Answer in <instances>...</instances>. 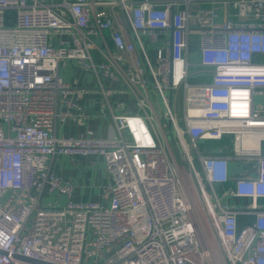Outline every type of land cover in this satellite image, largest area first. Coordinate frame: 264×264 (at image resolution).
<instances>
[{
    "label": "built area",
    "instance_id": "1",
    "mask_svg": "<svg viewBox=\"0 0 264 264\" xmlns=\"http://www.w3.org/2000/svg\"><path fill=\"white\" fill-rule=\"evenodd\" d=\"M66 59L95 77L115 136H59L98 115L60 76ZM60 156L103 157L108 204L74 201ZM48 194L66 202L44 206ZM241 216L253 221L240 227ZM16 255L264 264V0H0V264H36Z\"/></svg>",
    "mask_w": 264,
    "mask_h": 264
},
{
    "label": "crops",
    "instance_id": "2",
    "mask_svg": "<svg viewBox=\"0 0 264 264\" xmlns=\"http://www.w3.org/2000/svg\"><path fill=\"white\" fill-rule=\"evenodd\" d=\"M219 12L222 16L224 11L219 9ZM74 62V60H64L65 73H61L59 65V74L66 82L76 84L88 90L81 99V103L88 111L98 113V115H93L87 122L83 123L75 121L74 119L67 120L60 126L58 130L59 136H85L88 130L94 131L97 136H114L116 134L115 127L109 117L108 108L102 106L103 96L101 92L96 89L97 82L95 77L90 73L81 72ZM117 99L128 103L127 98L124 96ZM101 109L104 110L103 114H99ZM222 143L223 142H218L216 144ZM226 152L228 153L229 151ZM230 170L233 174L242 172L244 166L240 162H231ZM54 171L57 176L64 180H69L75 185L73 200L76 202L86 200L98 202L96 200H100L102 194H104V186L112 180L111 174L106 169L104 158L101 156H60L55 162ZM63 198L66 201V198ZM103 200H105L104 196L102 201ZM231 202L238 206L248 203L249 200L238 199L231 200ZM252 221L253 217L241 216L239 218V226L242 227Z\"/></svg>",
    "mask_w": 264,
    "mask_h": 264
},
{
    "label": "rangeland",
    "instance_id": "3",
    "mask_svg": "<svg viewBox=\"0 0 264 264\" xmlns=\"http://www.w3.org/2000/svg\"><path fill=\"white\" fill-rule=\"evenodd\" d=\"M66 63H67V61H66ZM197 69L198 68H196V67H192L191 68L192 71H195ZM60 70H61L62 74L65 73L64 61H62L61 64H60ZM153 101H154V104L157 106L158 113L160 115V119H161V122H162V124L164 126V130H165L166 136H167V138L169 140V143H170V146L172 148L173 154L176 157V160L180 164H183V162H182V160L180 158V150H179V148L177 147V145L175 143V135H174L173 129H172L171 124L169 123V121L163 115L164 112H163V109L161 108L160 99H159L157 94H153ZM183 113H184V104H183V100L181 99V97H179L178 102H177V114H178V117L181 118V116H183ZM155 124L157 125V129L159 130L157 122H155ZM211 144L215 145L216 143L215 142H211ZM112 185H113V180H111V182L108 183L107 185H105L104 187L112 186ZM102 199H103V194H102L101 199L100 200H96V201H98L100 203L108 204L107 201H105V200L102 201ZM65 202H66L65 199L63 197H60L59 195L48 194L47 197L44 198L43 205L44 206H50L51 205V207H62ZM29 225H30V223H29ZM205 229H206V227H205ZM209 232L210 231L206 229V233L208 234V238H209V235H210V238L212 237V239H214L213 234H211ZM211 245H213V242H212Z\"/></svg>",
    "mask_w": 264,
    "mask_h": 264
},
{
    "label": "water",
    "instance_id": "4",
    "mask_svg": "<svg viewBox=\"0 0 264 264\" xmlns=\"http://www.w3.org/2000/svg\"><path fill=\"white\" fill-rule=\"evenodd\" d=\"M16 258L22 261H26V262H31V263H36V264H46L44 262L38 261V260H34L32 258L29 257H25V256H21V255H16Z\"/></svg>",
    "mask_w": 264,
    "mask_h": 264
},
{
    "label": "bare ground",
    "instance_id": "5",
    "mask_svg": "<svg viewBox=\"0 0 264 264\" xmlns=\"http://www.w3.org/2000/svg\"><path fill=\"white\" fill-rule=\"evenodd\" d=\"M201 227H202V226H201ZM202 229H203V227H202ZM201 236H202V238L204 239L205 243L208 245V247H210V245H211V243H212V238H211V239L208 238V234L206 233L205 230L201 231ZM207 238H208L209 240H208ZM209 243H210V245H209Z\"/></svg>",
    "mask_w": 264,
    "mask_h": 264
}]
</instances>
